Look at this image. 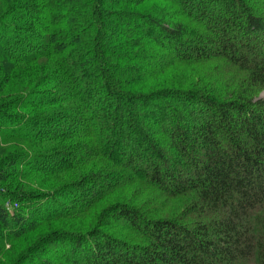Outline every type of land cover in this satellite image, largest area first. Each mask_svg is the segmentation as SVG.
I'll list each match as a JSON object with an SVG mask.
<instances>
[{"label": "trees", "instance_id": "trees-1", "mask_svg": "<svg viewBox=\"0 0 264 264\" xmlns=\"http://www.w3.org/2000/svg\"><path fill=\"white\" fill-rule=\"evenodd\" d=\"M249 1L6 3L0 73L50 59L56 76L0 103V186H16L0 193V264L51 227L9 263L36 245L59 254L36 264H264V0ZM75 171L89 174L32 183ZM110 216L112 235L95 229Z\"/></svg>", "mask_w": 264, "mask_h": 264}, {"label": "rangeland", "instance_id": "rangeland-1", "mask_svg": "<svg viewBox=\"0 0 264 264\" xmlns=\"http://www.w3.org/2000/svg\"><path fill=\"white\" fill-rule=\"evenodd\" d=\"M11 1L12 0H0V16L3 15L4 12L8 10L7 9L8 7L6 9H4V8H5L6 3L11 4L10 3ZM259 1L258 0L257 1L251 0V1H249V3H250L251 7L259 9V11L262 12L263 9L261 7H259V3H260ZM210 66H212V65H210ZM191 69H193V68H189V70H191ZM173 70L169 71L170 75L172 73L175 76H179V77L182 76V72H183L182 68H180V69H174L173 68ZM33 75H37V77L52 76L53 78H55L56 74H55L54 62L50 59L49 60H42V61H39V62L34 63L32 65L21 66L18 69H16L13 73H11L10 75L0 73V88L2 86L4 87L3 91L0 90V103H2V102L7 103V102L15 99L21 92L30 90L36 81V80L32 81ZM58 146H60V144H57V143H44V144H40V145L30 143V148L34 151L39 150V152H41V150H43L45 152V151L51 150V149L58 147ZM9 151H10L9 149H1L0 154L2 155V153H7ZM120 160H121V158H120ZM82 173H83V176L86 174H89V173H84L83 171H80V172L75 171V172H72L70 174L57 176V177L52 178V179L44 178V179L35 180V181H32V183L34 182V183L40 184L45 190H53V189H55V188H57L63 184L77 180L78 178L81 177L80 175ZM15 187L16 186H6V185L2 186L1 185L0 186V193L2 194L4 192H6L5 191L6 188L15 189ZM133 189L134 188L127 189V193L131 194L134 191ZM67 193H77V190L70 188L67 190ZM162 202H163V200L159 199L157 201V205L158 206L161 205ZM150 205L152 206L153 202L150 203ZM157 205L154 204L153 207H155V208H152V209L157 210L159 207H161V206L158 207ZM181 205H182L181 200H179L177 203H175V204L171 203V205H169V206H170V208L172 207V208L179 209L178 212H180V211H182ZM15 207L16 206H14V205L12 206V208H15ZM97 215H98V212L95 214H92L93 217L95 216L94 219L97 217ZM93 217H91V218H93ZM91 218L89 217V218L83 219V222L87 225L86 226L87 231L91 228V226H90V223L92 222V221H90ZM110 218H111L110 220L104 221L103 223H101L100 227L95 228V229L101 230L104 234L108 233L109 235H112L113 230L115 229V228H113V226L115 224V219L113 216H110ZM77 224L78 223H75V222L74 223H62V224L54 225L53 227L63 226L65 228H70L71 230H73L72 228L79 229V227H77ZM44 229H42L36 235L29 236L28 239L25 240L28 242L31 239V241L28 243L21 241V242H14L13 244H11V246H10L11 248H9L5 252V256H3L1 258V263L2 264H11L13 262V260H12V262L9 263V261L7 260L8 259V253L10 254L11 252H13V254H16L14 256V258H15V257L19 256L22 252H25L28 249H29L28 251L30 252V247L33 246V244L36 243L40 238L42 239V236L43 237H46V235L48 236V234L50 233V229H53V228L51 227V228H44ZM87 231H84V229H83V232H87ZM78 232H80V231H78ZM123 233L124 232L122 230H120L119 236H121L122 237L121 239L124 240V238L126 237V233L125 234H123ZM40 235H41V237H39ZM128 235L131 237H134L133 234H127V236ZM127 241L128 240H126V242ZM136 244L141 245L143 243L142 242H136ZM34 249H35L34 251H36V252L34 254H32V258L28 257L27 259H25L26 262L24 264H36V263H33L34 260H39L40 258L43 257L44 253H47V251L44 250L43 247L40 248L39 246L35 245ZM43 250H44V252H43ZM47 254H49V257L46 258L47 260H52L51 259L52 256H55V257H53V260L55 262H57V260H59V254L57 253L55 248L53 250L49 251V253H47ZM78 262H81V264H83V259H80ZM63 264H66V263H63Z\"/></svg>", "mask_w": 264, "mask_h": 264}]
</instances>
